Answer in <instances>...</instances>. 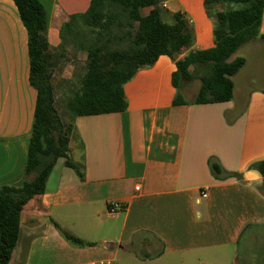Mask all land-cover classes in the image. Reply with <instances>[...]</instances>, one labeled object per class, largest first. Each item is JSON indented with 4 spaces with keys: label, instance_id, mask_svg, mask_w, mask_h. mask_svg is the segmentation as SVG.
<instances>
[{
    "label": "crops",
    "instance_id": "obj_1",
    "mask_svg": "<svg viewBox=\"0 0 264 264\" xmlns=\"http://www.w3.org/2000/svg\"><path fill=\"white\" fill-rule=\"evenodd\" d=\"M39 2L56 48L61 27L91 0ZM165 7L184 15L193 34L178 58L213 47L203 0H169ZM174 71V62L160 56L124 85V112L75 119L69 146L84 179L57 161L44 194L20 214L8 264H264V177L251 168L264 160V88L236 74L230 101L196 104L194 79L178 89L185 104L173 105ZM72 72L67 65L62 77ZM35 102L27 32L13 1L0 0V188L24 182ZM209 162L222 167L220 179ZM110 202L123 206L114 216L106 212ZM54 224L85 246L69 244Z\"/></svg>",
    "mask_w": 264,
    "mask_h": 264
},
{
    "label": "trees",
    "instance_id": "obj_2",
    "mask_svg": "<svg viewBox=\"0 0 264 264\" xmlns=\"http://www.w3.org/2000/svg\"><path fill=\"white\" fill-rule=\"evenodd\" d=\"M11 1L27 32L29 83L36 91V102L24 182L20 187L0 188V264L9 263L19 235L20 214L30 200L44 194L57 161L62 160L83 181L84 166L73 161L69 148L77 136V117L124 112V85L138 71L151 68L160 56L175 65L173 105L185 104L178 89L194 79L200 82L194 103L230 101L232 78L243 68L245 59L229 58L253 40L264 42L259 33L264 0H203L214 24V45L188 51L180 58L182 51L192 46L193 34L184 15L165 9L166 0H91L83 14L70 16L61 27V42L56 48L48 44L46 13L39 0ZM215 6L226 9L217 12ZM143 10L147 14L143 15ZM79 53L85 54L84 61L78 59ZM67 65L73 72L66 79L62 72ZM251 168L264 177V160ZM209 169L215 179L221 178L219 163L209 162ZM54 226L69 244L85 246L79 238Z\"/></svg>",
    "mask_w": 264,
    "mask_h": 264
},
{
    "label": "rangeland",
    "instance_id": "obj_3",
    "mask_svg": "<svg viewBox=\"0 0 264 264\" xmlns=\"http://www.w3.org/2000/svg\"><path fill=\"white\" fill-rule=\"evenodd\" d=\"M169 1V0H166ZM165 7V2H164ZM166 8V7H165ZM215 11H223L226 8L215 6ZM169 11V10H168ZM217 11V12H218ZM170 12V11H169ZM214 12V11H213ZM172 13V12H170ZM142 14H147V10H143ZM237 57H242L245 59V64L243 68L237 73L236 80L239 82L247 81L253 87L264 88V42L260 40H253L248 44L241 47L236 51L230 58L229 61H233ZM199 81L198 79H195ZM200 84V82H199ZM200 86V85H199ZM59 92H56V98H59ZM71 149L70 155L72 159H77L76 151L73 150V145L69 146ZM59 162H62L59 161ZM264 191V188H263ZM219 264H227V260H220Z\"/></svg>",
    "mask_w": 264,
    "mask_h": 264
},
{
    "label": "built area",
    "instance_id": "obj_4",
    "mask_svg": "<svg viewBox=\"0 0 264 264\" xmlns=\"http://www.w3.org/2000/svg\"><path fill=\"white\" fill-rule=\"evenodd\" d=\"M138 189L136 188V191ZM202 197H206V194L203 193ZM123 206L119 202H110L107 204L106 212L109 216H114L116 215L120 210H122ZM89 264H113L111 260H99V261H93L90 262Z\"/></svg>",
    "mask_w": 264,
    "mask_h": 264
}]
</instances>
